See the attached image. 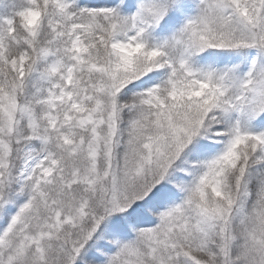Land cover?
Returning a JSON list of instances; mask_svg holds the SVG:
<instances>
[{
	"label": "snow or ice",
	"instance_id": "obj_1",
	"mask_svg": "<svg viewBox=\"0 0 264 264\" xmlns=\"http://www.w3.org/2000/svg\"><path fill=\"white\" fill-rule=\"evenodd\" d=\"M0 264H264V0H0Z\"/></svg>",
	"mask_w": 264,
	"mask_h": 264
}]
</instances>
